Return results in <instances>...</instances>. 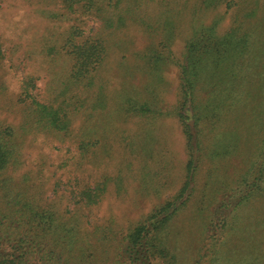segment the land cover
Segmentation results:
<instances>
[{
	"label": "rangeland",
	"instance_id": "1",
	"mask_svg": "<svg viewBox=\"0 0 264 264\" xmlns=\"http://www.w3.org/2000/svg\"><path fill=\"white\" fill-rule=\"evenodd\" d=\"M123 1L128 24L106 36L107 56L94 84L69 87L78 108L71 132L65 134L41 126L21 95L26 81L32 80V94L50 100L70 80V56L49 51L71 22L56 15L66 10L61 0H0V129L9 127L6 133H12L19 156L0 180H11L14 192L22 187L21 193L34 205L74 215L94 232L97 242L91 254L97 264H110L128 231L186 181L190 153L175 110L181 100L178 63L192 26L222 17L220 33L244 20L246 26L264 28V0H227L228 5L217 8L206 6L214 0ZM241 1L248 2L242 7ZM249 10L255 13L247 21ZM140 16L143 23H153L152 31L140 24ZM169 32L171 41L166 40ZM150 46L166 58L158 73L146 62ZM256 57V63L264 64V56ZM261 79L259 94L245 89L240 105L221 109L218 121L200 122L192 190L188 188L186 204L162 232L171 253L185 261L209 264L212 248L218 250L217 264H264V190L226 217L228 227H218L217 218L213 229L209 225L214 212L221 214L230 202L240 175L256 160L264 137V75ZM211 81L205 80L199 92L204 103ZM99 92L104 109L93 107ZM130 99L147 102L163 114H131L126 107ZM83 137L89 138L88 149L80 148ZM103 182L105 191L96 203L79 202L84 186ZM160 257L156 263L163 260Z\"/></svg>",
	"mask_w": 264,
	"mask_h": 264
},
{
	"label": "trees",
	"instance_id": "2",
	"mask_svg": "<svg viewBox=\"0 0 264 264\" xmlns=\"http://www.w3.org/2000/svg\"><path fill=\"white\" fill-rule=\"evenodd\" d=\"M227 2L214 0L205 5L217 8L221 4L228 5ZM241 2L243 7L248 1ZM61 3L62 9L66 11L56 13L57 17H64L71 22L66 23L68 26L60 32V40L49 47V51L56 50L61 53L62 50L70 56L72 65L67 79L72 82L64 81V90L59 89L60 92L53 99L43 100L32 94L30 88L34 87L32 86L34 83L28 80L21 96L39 119L41 126L51 131L69 134L73 112L78 108L76 97L68 94L70 85H80L86 89L94 84L95 75L107 56L106 36L123 30L130 15L127 14V6L123 0H61ZM254 13V10L246 11L245 19L248 21ZM221 18L192 26L190 35L185 39L181 61L178 63L181 100L175 113L183 126L190 153L186 181L176 195L155 208L128 231L124 236L123 245L116 248L110 264L201 263L200 259L185 261L180 255H176L177 253H171L172 247L166 246L170 244L169 241H165L162 232L167 223L186 204L190 195L187 194L188 188L192 190V177L198 165L200 156L198 153L201 148L200 122L204 119L218 121L221 109L240 105L245 89L249 93L259 94L263 86L261 77L264 75V64L256 63L259 61L256 57L258 54L264 56V28L246 26L244 20L239 25H232L220 33ZM140 19L142 21L140 24L146 26V30L154 29L152 22L145 24L143 23L145 19L141 16ZM94 24L96 25L93 26ZM171 37L169 32L166 40L171 41ZM144 54L146 62L156 73L166 63V58L161 59L162 56L154 46H150ZM207 79L212 81L205 88L207 98L204 103L199 92L204 88L202 84ZM88 105L91 106L90 103ZM105 106L103 93L99 92L93 107L104 109ZM127 106L129 107L127 111L131 114H163L161 110H153L147 102L139 103L130 99ZM8 129L9 127L0 129V175L16 158H19L18 146L12 139V133H6ZM88 146L89 138L83 137L80 148L88 149ZM255 159L246 172L240 175V183L231 188V200L224 206V211L221 214L220 210L214 212V220L209 222L210 228L216 226V218L218 227H228L226 217L240 209L257 192L264 190V137L256 151ZM105 185L103 182L92 187L84 186L79 193L81 196L79 202L96 203L104 193ZM0 188L2 189H0V264L99 262L92 258L91 254L94 243L97 242L96 238H92L94 232L85 229L86 227L74 215L66 217L51 207L34 205L30 197L21 193L22 187L18 186L17 192L12 191L15 187L7 178L0 180ZM245 188L248 190L243 192ZM227 202L223 201L224 204ZM225 211H228L227 214ZM154 250L162 257L154 254ZM211 251L213 258L209 264H217L215 255L218 254V250L211 248ZM157 257L163 260L156 263Z\"/></svg>",
	"mask_w": 264,
	"mask_h": 264
}]
</instances>
